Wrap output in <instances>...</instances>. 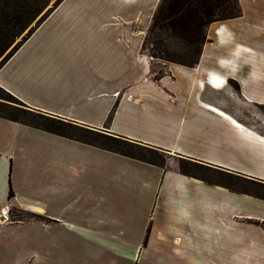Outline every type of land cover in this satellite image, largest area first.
I'll return each mask as SVG.
<instances>
[{
  "label": "crops",
  "instance_id": "crops-1",
  "mask_svg": "<svg viewBox=\"0 0 264 264\" xmlns=\"http://www.w3.org/2000/svg\"><path fill=\"white\" fill-rule=\"evenodd\" d=\"M235 2L192 65L145 51L160 0H61L13 51L25 111L165 158L0 117V264H264V198L234 185L264 187V0Z\"/></svg>",
  "mask_w": 264,
  "mask_h": 264
},
{
  "label": "rangeland",
  "instance_id": "rangeland-1",
  "mask_svg": "<svg viewBox=\"0 0 264 264\" xmlns=\"http://www.w3.org/2000/svg\"><path fill=\"white\" fill-rule=\"evenodd\" d=\"M59 1L61 2V0H0V63L4 61L14 47L19 46L31 31L42 23L49 13H52L60 3ZM171 2L172 0H163V13L166 12V8ZM236 9L234 0H196L188 6L186 14L189 18V25L186 26L187 29L182 31L177 28L176 32L179 33H176L166 25H161L159 28L148 32L145 51L153 55L157 65L163 60L188 64L196 58V52L200 48L203 37L205 40L204 34H206L208 22L233 14ZM207 13L209 15L205 18L204 15L207 16ZM30 16L32 19L26 22V19ZM157 65L155 72L160 73L162 71L161 66L158 67ZM0 116L30 123L34 126L43 125L59 129L66 136L99 147L116 150V152L126 153L134 158H140L151 163L159 164L165 158L161 153L146 148L116 140H104L102 135L97 132L68 125L64 122L37 117L22 109L14 99L1 90ZM179 166L183 167L185 172L199 173L207 179H212L215 176L212 171L202 169V167L190 166L185 162H179ZM234 185L236 190H248L249 193L264 198V187L262 186H255L253 183L249 184L236 179H234ZM14 214L21 217V214Z\"/></svg>",
  "mask_w": 264,
  "mask_h": 264
},
{
  "label": "trees",
  "instance_id": "trees-1",
  "mask_svg": "<svg viewBox=\"0 0 264 264\" xmlns=\"http://www.w3.org/2000/svg\"><path fill=\"white\" fill-rule=\"evenodd\" d=\"M194 1L196 2V0H172V2L166 8V12L163 13V10H162L163 0H160V3H159L158 8H157V10L155 12V15L152 16V23H151V29H150V31L155 30L156 28H159L161 25H164V26L166 25L167 27L171 28L172 31H175V32H176V29L177 28H179V30L185 31L187 29L186 26L189 25V22H188L189 18H188V15L186 14L187 13V10H188V6H190ZM236 7H237V5H236ZM208 15L209 14L207 13V16L204 15V17L207 18ZM239 15H240V11H239V8L237 7L235 13L229 14V15H227L225 17H222L219 20H223L224 21V20H227V19H231V18H234V17H238ZM31 19H32L31 16L28 17L26 19V22L29 21V20H31ZM219 20H214V21H219ZM207 21H209V20H207ZM214 21H209L208 24L211 23V22H214ZM176 33H179V32H176ZM203 41H204V37L202 39L201 44L203 43ZM17 48H18V46H16V48L14 47V49L8 54V56L4 59V61L2 63H0V66L3 63H5V61L10 57V55L13 53V51L16 50ZM198 51L196 52V58H197ZM196 58L193 59V60H191V62L188 63L187 65H192L194 63V61L196 60ZM11 98L13 99V97H11ZM18 105L20 107L22 106L19 103H18ZM1 118H5V117H1ZM40 118H43V117H40ZM6 119L14 120L12 118H6ZM46 119H48V118H46ZM51 121H54V120H51ZM14 122H19V121L14 120ZM58 122H60V121H58ZM35 127H40L41 129H44V130H46V131H48L49 133H52V134H57V135H60V136H65V138L75 139V140L81 141L82 143H85V144L94 145L92 143L84 142L82 140H79V139H76V138H73V137L66 136L65 133L63 131L59 130V129L57 130V129H54L52 127L50 128L48 126H43V125L42 126H35ZM102 139H104V140H111V141H115V140L116 141H120V140H117L116 138L109 137V136H103V135H102ZM120 142H123V141H120ZM96 146H98V145H96ZM103 149H107L109 151L116 152V150H112V149H108V148H103ZM116 153L117 154H120V155H123V156H127V157H133V156H131L129 154H126V153H121V152H116ZM133 159H138L140 161H146V160H143V159H140V158H134V157H133ZM162 163H163V161H161L159 164H162ZM180 170H181L182 173L183 172L185 173V169L183 167H181V166H180ZM9 195H11V193Z\"/></svg>",
  "mask_w": 264,
  "mask_h": 264
},
{
  "label": "built area",
  "instance_id": "built-area-1",
  "mask_svg": "<svg viewBox=\"0 0 264 264\" xmlns=\"http://www.w3.org/2000/svg\"><path fill=\"white\" fill-rule=\"evenodd\" d=\"M210 80V83L213 85V86H221L223 83L222 82H217L216 80L214 79H209Z\"/></svg>",
  "mask_w": 264,
  "mask_h": 264
},
{
  "label": "clouds",
  "instance_id": "clouds-1",
  "mask_svg": "<svg viewBox=\"0 0 264 264\" xmlns=\"http://www.w3.org/2000/svg\"><path fill=\"white\" fill-rule=\"evenodd\" d=\"M223 84H225V82H224ZM223 84H222V85H223ZM222 85H221V86H222Z\"/></svg>",
  "mask_w": 264,
  "mask_h": 264
}]
</instances>
